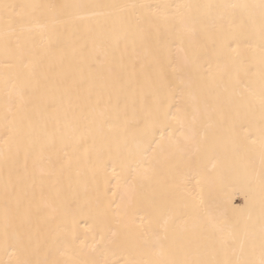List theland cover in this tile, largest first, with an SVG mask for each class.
<instances>
[{"label":"bare ground","instance_id":"1","mask_svg":"<svg viewBox=\"0 0 264 264\" xmlns=\"http://www.w3.org/2000/svg\"><path fill=\"white\" fill-rule=\"evenodd\" d=\"M3 2L168 4L176 13L169 24L143 19L147 36L142 39L137 17H145L147 10L98 9L126 18L128 44L125 48L122 42L115 58H109L118 82L113 83L107 66L98 68L109 86L91 94L66 92L59 68L48 67L55 59L41 64L35 79H26L22 66L5 64L0 38V136L7 95L15 94L5 80L26 85L31 95L27 120L32 130L26 123L21 129L22 151L12 178L23 175L27 151L25 184L34 177L37 188L31 215L14 216L9 236L15 235L34 261L65 259L62 253L70 244L83 259L98 264H132L154 258L157 237L176 250L178 259L185 254L219 259L221 234L207 223L206 214L190 210L191 193L202 195L207 214L221 224L224 236L235 234L245 244L254 238L259 244L264 224L260 9L240 5H259L260 0ZM246 11L255 14L257 26L240 30ZM104 20L98 16L88 23ZM39 144L46 145L43 177L32 164ZM49 160L52 176L47 175ZM7 179L0 161L3 261L8 260L2 220Z\"/></svg>","mask_w":264,"mask_h":264},{"label":"snow or ice","instance_id":"2","mask_svg":"<svg viewBox=\"0 0 264 264\" xmlns=\"http://www.w3.org/2000/svg\"><path fill=\"white\" fill-rule=\"evenodd\" d=\"M118 7H139L147 10L145 17H137V29L142 39H146V29L141 27V21H161L165 24L176 19V13L171 11L168 4L157 5H104L95 3H7L0 0V38L3 43V59L6 65H20L27 70L26 79H35L38 75V68L46 60L55 59L56 64H48L49 69L53 66L59 68L61 83L66 92L86 91L89 94L97 88L109 86L104 77L97 72L98 68L107 66L115 84L118 76L113 71L109 60L114 57L115 51L123 42L125 48L128 44V35L124 28L125 17H112L111 13L97 11L98 9H111ZM177 9L180 6H175ZM206 7H212L208 5ZM248 10L258 7L260 9L258 30L262 41V64H264V0L259 5H240ZM104 16L103 22L88 23L95 17ZM119 26V27H117ZM257 20L255 14L246 11L242 16L237 28H255ZM228 47H232L229 43ZM123 57H121L122 61ZM67 69V70H66ZM19 79V77L17 78ZM264 79V73H262ZM15 91L9 93L6 98V110L3 117V140L4 148L0 151V161L3 167L8 169V179L3 186V227L5 238L3 251L8 256L7 261L0 260V264H38L31 258L30 251L24 247L15 235L9 236V229L12 226L14 216L28 217L33 210V198L37 183L35 178L30 184L25 180L30 176L28 171V154L25 152L23 175L17 173L13 180L17 158L22 151L21 129L25 123L32 130L30 120H27L28 106L31 101L30 90L26 85L17 84L16 80H5V87ZM122 86V85H121ZM260 107L264 112V91L260 96ZM34 131V130H33ZM53 143L49 139L48 146ZM45 144H39L35 148V156L32 164L39 168L41 177L45 175L44 161ZM261 159L264 162V131L261 137ZM49 171L47 175L52 176L51 161L49 160ZM45 192L44 180L39 183V193L43 197ZM193 213L207 215V223L221 234L219 246L221 258L212 260L190 259L187 254L184 258H176V250L166 246L157 237L158 248L154 258L143 261L132 262V264H264V224L260 229V240L257 245L252 238L247 244L238 242L235 234L224 236V228L217 219L207 214L204 199L197 193L190 194L188 205ZM147 244V242H146ZM149 250L152 245H147ZM65 259L55 261H44L42 264H98L91 259H83L81 253L69 246L62 253Z\"/></svg>","mask_w":264,"mask_h":264}]
</instances>
